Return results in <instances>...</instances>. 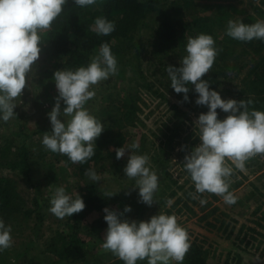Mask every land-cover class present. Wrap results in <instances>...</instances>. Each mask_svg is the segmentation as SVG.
<instances>
[{
  "label": "clouds",
  "instance_id": "9594fccd",
  "mask_svg": "<svg viewBox=\"0 0 264 264\" xmlns=\"http://www.w3.org/2000/svg\"><path fill=\"white\" fill-rule=\"evenodd\" d=\"M73 2L85 8L99 0ZM67 3L68 0H0V121L8 122L16 117V100L22 96L30 74L34 73L33 65L41 55V34L50 29ZM92 31L98 36H108L115 31V23L104 16L96 17ZM225 33L241 42L264 41V20L250 24L240 19L229 20ZM185 53L179 67L168 65L166 68L170 87L177 94L183 93V100L188 101L192 86L196 105L206 106L208 111L200 113L195 121L200 143L184 156L183 166L197 194H215L225 204L234 205L237 197L229 190L234 170L244 171L247 160L264 155V111L250 109L251 99H222L210 87V81L202 79L217 55L211 35L200 33L187 37ZM117 73V59L107 42L100 44L87 65L54 71L51 79L57 95L47 113L51 130L44 132L41 140L46 151L65 155L74 164L86 163L94 156L96 140L104 125L85 105L96 95L94 86ZM217 109L227 113L224 119L218 118ZM139 148L140 144L133 142L115 149V156L119 160L129 153L123 172L134 181L132 187L138 190V202L151 207L156 202L159 177L149 167V156L138 154ZM85 174L92 182L100 180L94 169H87ZM199 202L201 206L207 203L205 199ZM49 205L48 211L61 220L86 206L77 192L68 194L64 186L51 191ZM102 211L107 224L102 247L124 264L145 260L147 264H183L191 241L175 214L159 210L148 220L138 221L126 218L125 213L132 211L129 205L123 211L108 207ZM11 233L12 226L0 218V253L12 247Z\"/></svg>",
  "mask_w": 264,
  "mask_h": 264
},
{
  "label": "trees",
  "instance_id": "16d2710c",
  "mask_svg": "<svg viewBox=\"0 0 264 264\" xmlns=\"http://www.w3.org/2000/svg\"><path fill=\"white\" fill-rule=\"evenodd\" d=\"M230 8L232 11H236L234 7ZM223 9L225 13L230 14L225 6ZM256 9L258 13H262L259 8ZM204 11L206 10L196 0H99L97 4L85 8L75 5L73 0H68L50 29L41 34L40 66L47 78V84L50 83L49 85L54 87L51 77L57 69H75L87 65L91 56L104 42L109 43L117 63L122 62V57L129 49L132 50V56L140 62L143 49H149L151 59H157L163 65L164 71L168 65L179 67L177 64L186 54L187 37L205 33L214 38L217 55L209 73L202 79L209 80L210 87H215V80L218 79L221 71L229 66L236 47H243V51L251 58V62H256L250 67L243 86L245 90L255 92L256 97L249 96L236 100L251 99L253 103L250 105V109L264 111V41L241 42L232 38H230L232 42L218 40L217 21L213 20L211 14H204ZM161 13L164 14L161 21L157 25L149 27L148 22L151 17ZM99 16H104L115 23V31L110 35L98 36L92 31L94 20ZM256 21V17L253 15L245 19V23L249 24ZM147 27L149 29L148 39L140 42L141 39L138 38V35L141 29ZM173 59L177 61V64H173ZM142 68V63H139L136 72L143 79ZM129 82L127 84V80H123L125 88L130 85ZM37 85L40 86L43 94L47 93V86L43 82L42 84L37 83ZM144 86L165 100L163 93L159 90L154 92L152 84L146 82ZM125 88L117 90L113 94L108 93L109 103L97 113H91L104 125L103 132L96 140L95 154L91 159L83 164H74L67 156L51 152L49 160L53 170L57 169L68 174L69 168H73L74 175L83 182V188L80 189L78 186L77 188L78 194L83 198L86 206L84 210L73 214L72 217H65L64 220L59 219L60 223L57 224L54 234L52 233V236L42 242L44 252L42 260L41 257L38 258L40 264H47L48 256H52L56 264H124L118 257L111 261L98 256L99 251L95 247L89 248L90 238H96L92 233L95 231V227L98 229L97 237L102 240L103 236L100 237V235L104 227L107 226L104 223L99 225L100 222L102 223L101 216L97 217L100 222L89 221L92 213L102 211L105 207L104 195L107 193V189L101 187L99 181L92 182L86 179L85 172L87 169H114L115 173L120 172L122 159H116L115 149L125 146L129 140H132L133 135L139 133L140 128L146 124V120L141 116V98L138 94L132 93L131 89L126 91ZM183 95L182 93L180 99L184 103H190L196 96L192 86L188 93V101L183 100ZM102 99L104 98L102 97ZM14 111L15 118L8 122L0 121V172L2 170L16 172L25 177L34 187L35 180H33L32 172L40 162L38 153L30 148L29 141L39 132L29 134L22 122L24 116L20 115L18 109L15 108ZM182 125H184L182 122L175 124L168 142L173 143L174 139L180 136ZM128 128L131 129L130 132L125 131ZM42 131L47 130L44 129L40 132ZM4 173H0V218H3L4 221H11V218L18 213H24V218L28 217V219L31 214L35 215L36 224L33 227V232L36 238L29 243L35 246L38 243L37 240L41 238V226L47 215L43 212L45 203L41 188L36 186V196L29 206L21 195L15 180L5 176ZM236 187L238 184H231L229 190L232 191ZM128 205L133 207V212L139 220L143 218L149 207L134 201H130ZM263 209V205L258 206L248 216L237 215L232 210H223L221 207L211 209L198 219L195 226L188 227L191 247L185 255L183 264H208L210 254L208 248L214 244L219 245L221 241H226L228 245L232 246V251L228 254L229 259L227 258L225 264H258L264 243ZM211 238H215V241L208 243ZM242 242L245 244L243 248H241ZM31 247H27L24 254L30 255L33 251ZM241 251L253 261L244 262L239 254ZM138 264H147V261H138Z\"/></svg>",
  "mask_w": 264,
  "mask_h": 264
},
{
  "label": "rangeland",
  "instance_id": "374dc122",
  "mask_svg": "<svg viewBox=\"0 0 264 264\" xmlns=\"http://www.w3.org/2000/svg\"><path fill=\"white\" fill-rule=\"evenodd\" d=\"M196 2L206 10L204 14H211L213 20L217 21L216 34L218 35V40L232 42L230 37L225 33L229 20L240 19L245 23V19L250 15L256 17V20H264V0H196ZM224 6L230 14L224 12ZM230 7H234L236 11H232ZM256 8H259L262 13H258ZM164 14L166 15V12ZM164 14L161 13L160 15L151 17L148 22L149 27L157 25ZM169 14L171 15L170 12ZM148 31V27L141 29L138 35V38L141 39L140 42L148 39ZM131 52L132 50L130 49L125 52L122 62L118 63L117 74L94 86L96 95L88 101L85 107L90 113H97L109 103L107 99L108 93L113 94L117 90H124L125 85L122 83L123 80H127V84L130 81V85L125 88L126 91L131 89L132 93L138 94L141 98V116L146 120V124L140 128L139 133L133 135L132 140H129L125 144V147L133 142L140 144L138 154H147L149 156V167L158 175L159 187L154 197L156 202L146 209L145 215L140 220H148L152 215L157 214L161 210L170 215L175 214L178 223L187 230L188 227L195 226L201 216L207 214L215 207H221L223 210H232L237 215L248 216L258 206H264V155L260 154L246 161L244 171L234 170V174L230 178V186L234 183L238 184V187L232 190L233 194L237 197V202L234 205L225 204L222 198L215 194L207 192L197 194L195 192L194 184L183 166V161L187 152L200 143L195 121L200 113H206L208 109L206 106L196 105V96L190 103H184L180 99L182 93L177 94L170 87V80L166 70L164 71L163 65L157 59H151L149 49H143V54L139 59L140 62L132 56ZM233 55L234 57L230 60L229 66L225 70L223 69L222 73L220 72L221 74L218 79L215 80V87L211 88L218 91L222 99L256 97L255 92L245 90L243 86L250 67L256 62H251V58L245 54L241 46L236 47ZM169 60L172 61V59ZM40 62L39 58L33 65L34 73L30 74L31 79L26 84L22 96L16 100V109L19 110L22 117L24 116L22 122L27 128V132L29 134L39 132L29 141L30 148L35 153H38L40 162L34 167V171L32 172L33 180H35L33 182L34 187L25 177L20 176L16 172H5L6 170H2L0 173L5 172V176L15 180L21 195L26 199L29 206H31L32 200L36 196V186H40L45 203L43 212L47 215L45 222L41 226V238L37 240L38 243L35 246L29 244L36 238L33 232V227L36 224L35 215L31 214L30 219H28V217L24 218V213H18V215L11 218V221L5 220L6 224L12 226L11 235L14 242L11 248L0 253V264H40L38 258L41 257L42 260L44 252L42 242H45V240L52 236V233L54 234L57 224L60 223L59 219L48 211L51 191L55 187L64 186L68 194L75 195L76 192L78 193L77 186L80 189L84 186L83 182L74 175L75 170L73 168H69L68 174L62 173L57 169L56 171L53 170L51 161L49 160L51 152L46 151L41 145L42 137L46 131H40L44 129L47 131L51 130L47 113L51 111L55 103L54 98L57 92L55 84L54 87L49 85L50 83L47 84V78L42 72ZM139 63L143 65V79L136 72ZM173 64H177V61L174 59ZM42 82L47 86L46 94H43L40 86L37 85V83L42 84ZM146 82L153 85L154 92L159 90L163 93L165 100L149 91L144 86ZM63 106L61 102V107L63 108ZM217 112L219 119L226 117V113L220 109H217ZM177 122H182L184 125L181 127L180 136L174 139L173 143H170L168 142V138ZM130 130L129 128L125 129L128 132ZM128 154L126 152L125 156L121 158L122 167L118 173H115L114 169L95 170L100 176V186L107 189V193H115L110 197L105 196L104 205L110 209L123 211L124 206L128 205L130 201L138 202L139 200L138 190L132 187L134 181L128 179L123 172ZM86 179L90 180L88 176ZM190 194L196 195L197 198L193 199ZM200 199H205L207 203L201 206ZM169 201H171V204L168 203ZM131 209V212L125 213L126 218L139 221L138 216L133 212L132 206ZM98 216H101L102 223L97 219ZM103 216V211L92 213L89 221H99V225L106 224ZM106 228L107 226L104 227L100 237L104 236ZM97 231L96 227L95 231H92L96 238H90L92 244L89 241V248L95 247L99 251L97 253L98 256L111 261L116 259L117 256L102 247L103 241L97 237ZM262 234L264 240V229ZM214 239H209L208 243H212L215 241ZM244 245L242 242L241 248ZM27 247H31V250L33 248L30 255L24 254ZM262 247L263 250L260 253L258 264H264V243ZM231 248V244L228 245L226 241H221L219 245H212L208 248L210 253L207 261L208 264H225L229 252L232 251ZM239 254L242 256L244 262L253 261L246 253L241 251ZM46 263L56 264L52 256H48Z\"/></svg>",
  "mask_w": 264,
  "mask_h": 264
}]
</instances>
